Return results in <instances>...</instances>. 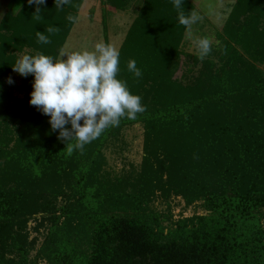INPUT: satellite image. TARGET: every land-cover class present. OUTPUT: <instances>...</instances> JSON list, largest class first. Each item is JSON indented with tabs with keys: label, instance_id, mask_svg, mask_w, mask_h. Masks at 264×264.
I'll use <instances>...</instances> for the list:
<instances>
[{
	"label": "trees",
	"instance_id": "16d2710c",
	"mask_svg": "<svg viewBox=\"0 0 264 264\" xmlns=\"http://www.w3.org/2000/svg\"><path fill=\"white\" fill-rule=\"evenodd\" d=\"M100 1L124 11L130 0ZM83 2L61 10L26 0L0 21V264H264V0H235L203 61L180 49L179 16L193 4L178 12L173 0H143L119 46L118 77L146 110L69 155L29 104L33 77L12 66L25 53L59 59L74 25L67 16ZM181 56L200 65L177 78ZM136 123L138 167L109 172L104 150ZM171 195L204 214L157 211L154 201ZM37 216L48 224L31 257L27 223Z\"/></svg>",
	"mask_w": 264,
	"mask_h": 264
},
{
	"label": "clouds",
	"instance_id": "9594fccd",
	"mask_svg": "<svg viewBox=\"0 0 264 264\" xmlns=\"http://www.w3.org/2000/svg\"><path fill=\"white\" fill-rule=\"evenodd\" d=\"M30 4L43 5L45 0H28ZM57 9H63L70 0H54ZM174 7L181 9L184 0H173ZM41 15V9L36 8ZM69 22L75 23L77 17L68 15ZM202 17L197 12L190 15L180 13L179 23L189 30ZM58 31L55 27L47 29L49 34ZM38 43H51L48 35L37 31ZM201 61L212 51L211 41L200 37L194 41ZM120 50L103 41L91 49L61 52L59 59L43 53H25L12 66L13 71L23 77H33L29 104L49 117L53 131L58 139L66 141L68 154L82 151L85 145L97 140L109 128L119 127L122 119L136 120L145 112L141 97L133 94L127 82L118 77L120 71ZM127 69L136 78L142 76L135 60H129ZM13 83L11 78L7 81ZM70 125V127H67Z\"/></svg>",
	"mask_w": 264,
	"mask_h": 264
},
{
	"label": "rangeland",
	"instance_id": "374dc122",
	"mask_svg": "<svg viewBox=\"0 0 264 264\" xmlns=\"http://www.w3.org/2000/svg\"><path fill=\"white\" fill-rule=\"evenodd\" d=\"M213 1L214 4H212ZM213 1L210 2V0H204L200 5L197 2L193 3V12L199 13L202 19L191 25V35H189L188 29H185L184 31L183 43L180 49L189 56L198 57V52L194 43L197 38L207 37L211 41L212 46L218 43L216 33L221 31L225 19L235 2V0ZM142 2L143 0H130L128 8L125 10L128 14L123 13L122 16L125 18H122L120 21L118 20L119 17L118 19L117 17H115L116 19H113V16H108L103 19L104 16H98V10L99 13L101 10L102 15H104V8L109 6L107 4V6L102 4L100 0H88L87 4L84 2L79 10L77 21L72 27L61 52L71 53L73 51L91 49L95 43L100 41L110 43L119 48L125 30L136 17V12ZM209 4L210 7H207ZM183 8L184 7H181V9H178L177 11L181 12ZM111 10L112 9H109L110 12ZM115 11L118 12L119 10H114V12ZM115 32L117 35H115ZM20 56L21 54H19V57ZM179 62V67L174 74L177 78H179L181 74H184L188 67H194L195 70V68L200 65V61L193 65V59L191 58L189 60L186 56H181ZM13 75L17 76L19 74L14 71ZM142 142L143 128L140 123L126 127L122 131L121 139L104 150L107 161L105 169L109 172L118 174H121V171L126 173L129 172L130 169L136 170L141 161ZM167 205L169 208L166 207ZM153 206L157 211L163 213L166 212L167 209H170L172 218L175 220L181 216L189 217L193 214H204L205 212L197 203L185 206L183 199L180 196L175 195L170 196L167 204L162 202L159 203L155 200ZM40 221L41 219L37 216V218H34L27 223L28 240L31 243H34V248L30 253L31 257L35 255L36 250L43 242L46 232L45 227L46 224H48L47 221L45 220L43 223L39 224ZM36 264H46V262L42 259H38Z\"/></svg>",
	"mask_w": 264,
	"mask_h": 264
},
{
	"label": "crops",
	"instance_id": "0c3cea01",
	"mask_svg": "<svg viewBox=\"0 0 264 264\" xmlns=\"http://www.w3.org/2000/svg\"><path fill=\"white\" fill-rule=\"evenodd\" d=\"M137 1V0H136ZM190 3H202L204 0H188ZM213 0H210V2H212ZM26 2V0H0V21L2 20V18L5 16V15H9L11 17H14L16 14H18V12L21 10V8L23 7L24 3ZM84 2H88V0H84ZM83 2V3H84ZM219 3V1H218ZM216 3V4H218ZM211 4V3H210ZM210 4L207 6V7H210ZM214 4V1L213 3ZM83 5V4H82ZM107 6V5H106ZM108 9V10H107ZM109 9H112L111 12L109 11ZM114 8L112 7H105L104 8V15H102V11L100 10V13H99V10H98V16L100 15V17L104 16V18H107L108 16H113V19H116L115 17H119V21L122 20V18H125L124 16H122V14H128L127 12L124 11H118V12H114ZM113 11V12H112ZM79 13V12H78ZM110 13V14H109ZM89 17V16H88ZM78 18V16H77ZM75 24V23H74ZM74 26V25H73ZM72 29V28H71ZM127 30V29H126ZM126 30H125V33H126ZM71 32V30H70ZM70 34V33H69ZM115 35H117V33L115 32ZM69 36V35H68ZM125 34L123 35V38H124ZM119 49V48H118ZM62 51V50H61ZM61 54V53H60Z\"/></svg>",
	"mask_w": 264,
	"mask_h": 264
}]
</instances>
